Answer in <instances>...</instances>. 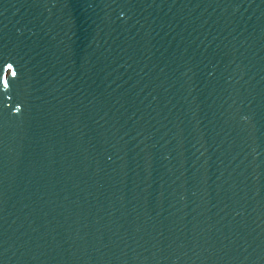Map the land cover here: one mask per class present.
Wrapping results in <instances>:
<instances>
[{"label": "water", "instance_id": "water-1", "mask_svg": "<svg viewBox=\"0 0 264 264\" xmlns=\"http://www.w3.org/2000/svg\"><path fill=\"white\" fill-rule=\"evenodd\" d=\"M0 264H264V0H0Z\"/></svg>", "mask_w": 264, "mask_h": 264}]
</instances>
